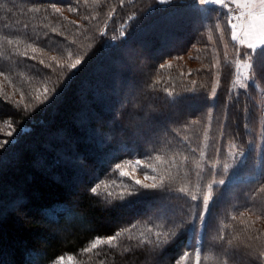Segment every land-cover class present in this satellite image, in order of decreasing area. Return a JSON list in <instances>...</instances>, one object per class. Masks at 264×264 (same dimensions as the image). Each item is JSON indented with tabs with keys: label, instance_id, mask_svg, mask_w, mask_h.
<instances>
[{
	"label": "trees",
	"instance_id": "16d2710c",
	"mask_svg": "<svg viewBox=\"0 0 264 264\" xmlns=\"http://www.w3.org/2000/svg\"><path fill=\"white\" fill-rule=\"evenodd\" d=\"M216 23L224 27L217 12L198 13L180 0H0V140L10 141L0 150V264H195L201 224L192 219L195 201L178 189L196 194L205 131L210 139L201 190L226 177L222 167H210L217 157L229 166L230 180L213 187L199 264H247L248 237L255 234L254 243L264 242V118L259 115L264 62L257 60L254 79L239 91L236 104L235 42L227 28L221 37ZM213 49L221 68L209 129ZM69 57L83 59L76 69H66ZM45 88L48 98L40 103L35 97L43 98ZM241 109L256 118L242 120ZM154 116L170 131L155 133L146 143L113 126L115 121L135 129ZM9 125L12 135L6 136ZM221 126L227 135L217 139ZM230 145L244 152L243 158L238 153L229 158ZM150 158L156 171L138 168L136 177L144 181L145 171L163 176L166 189H140L124 201L116 199L138 186L120 177L115 164ZM251 173L256 175L244 179ZM101 181L112 197L103 189L98 196L90 192ZM162 198L170 201L169 217L158 211L162 207L149 209ZM198 215L205 216L200 200ZM182 221L192 223L178 228ZM125 227L130 232H122L114 246L85 251L97 237ZM148 229L174 235L149 251L140 243L141 233L151 238Z\"/></svg>",
	"mask_w": 264,
	"mask_h": 264
},
{
	"label": "snow or ice",
	"instance_id": "6c2138e0",
	"mask_svg": "<svg viewBox=\"0 0 264 264\" xmlns=\"http://www.w3.org/2000/svg\"><path fill=\"white\" fill-rule=\"evenodd\" d=\"M121 4L123 0H120ZM182 4L186 7L195 10L198 13H204L207 11H214L218 13V18L222 20L224 27H221L220 23H216L213 27L219 30L221 37L224 35V30L227 28L230 32V38L235 42L234 44V55L233 61L235 67V80L233 82L232 87L235 89L237 87L247 90L249 87L248 81L253 80V74L256 71L257 60L264 62V0H180ZM159 4H171L173 0H157ZM207 6H216L214 8L209 9ZM151 7V5H149ZM52 9L57 14H61V9L56 7L55 4L52 5ZM75 11V9H71ZM11 11V9H9ZM88 19V17H85ZM56 30L53 29V32ZM105 33H100L103 36ZM120 35L122 37L126 36V33L121 32ZM112 40H115L116 37H111ZM12 41H9L11 43ZM127 44V41H124ZM225 48H227V44H225ZM38 51L37 48L31 47V52L36 53ZM120 54L123 55V50H120ZM25 56H28L29 53L26 50L24 53ZM180 59L181 57H177ZM30 59L36 60V56H30ZM63 65L66 69H76L78 65L81 64L83 57H76L74 60ZM51 60L53 62L58 63L57 57L52 56ZM39 64L44 65L46 68L53 67L52 63H45L44 59L39 60ZM165 67V65H161V68ZM221 65L219 60L215 63V68L217 72H219ZM211 70V69H209ZM0 75H4V73H0ZM7 79V77H5ZM219 86V81L217 80V87ZM49 89L45 88L43 90V98L40 95L36 96L35 99L40 103H43L44 100L48 98ZM167 91V89H166ZM191 91H194L192 89ZM216 88L211 90V97L213 100L216 98ZM171 95V93H170ZM248 93L245 91L244 96L247 97ZM236 104H240L241 100L239 97H234ZM26 107V106H25ZM221 114H223V108L220 109ZM259 115L264 118V106L259 107ZM256 118V113L249 114L246 109H241V119L242 120H254ZM195 123V122H194ZM235 124L236 121L234 120ZM114 128L119 131L121 134H130L133 138L144 141L145 143L152 138L153 134L158 132H164L167 134L170 130L167 128L164 119H161L158 116H154L146 121V126H137L133 129L131 126L122 125L118 122H113ZM248 125L244 124L246 128ZM9 131L5 133L6 136L12 135L11 126L9 125ZM227 133L223 130L221 126L219 130V137L217 139H223ZM261 138L264 139V128L261 130ZM203 139L205 142V147H207V142L209 141L208 132L205 131L203 135ZM10 141L8 139L0 140V150H6L5 146L8 145ZM253 141H249V144H253ZM195 151V150H193ZM219 151V149H217ZM261 154L264 155V149L261 150ZM201 157L204 156V153H200ZM151 159L149 162L145 163L139 159L132 160H123L121 163L115 164V169L119 172L120 177L129 178L136 186V189L121 192L117 195L116 199L120 201H124L126 197H133L139 194V190H147L148 192H156V191H164L166 189V178L163 176L158 177L157 175H149L148 171L144 172V181L138 179L135 175V172L138 168H143L145 170L151 169L154 173L156 171L153 166ZM155 160L159 161L161 159L160 156L154 157ZM185 161L188 160V157H183ZM173 162H175V157L172 158ZM219 162L217 161V165ZM215 166V165H214ZM131 169L128 171L127 169ZM177 168H179V164L177 163ZM225 171H227V166H224ZM145 181H151V183H146ZM114 184L115 181H112ZM226 180L224 178L213 179L211 183L207 185V190L201 192L199 194H192L187 191L185 188H179L178 191L184 193L186 196H190L191 200L196 201L200 200L202 206V212L207 213L209 202L213 197V185H225ZM106 193L108 197H112V192L109 190V185L105 182L101 181L100 183L95 184V186L90 188V192L95 195H100V190ZM121 207L126 205H120ZM115 207V206H114ZM161 213H163V208L158 209ZM69 215L71 212L69 210ZM261 216L264 217V211L261 212ZM195 222L199 224H204V216L198 215L192 218ZM235 220V217H233ZM58 222V221H57ZM188 223H192V221H182L180 225H177L178 228L185 227ZM134 227V226H133ZM193 229L196 227V223L192 225ZM122 232H130V229L125 227L121 232H116L115 235L107 236L106 238L97 237L89 248H86L85 251H91L92 249L97 248V246L101 244H107L109 246H114V241H117L121 236ZM148 233L150 237H146L144 233H141V241L140 243L149 246V251H155V249L159 248L161 245L165 244L169 241V238L174 235V233H166L162 231H156L152 233L151 229H148ZM131 239V236H129ZM259 237L255 234L248 237L247 243L244 244L245 252L244 255L248 258L247 264H264V242L254 243L258 241ZM229 244H232V241H228ZM188 253H184V257L182 259H186L188 257ZM63 260V257H60ZM196 264L200 262V254L197 252L195 255ZM176 264H181V261H176ZM227 264V262H225Z\"/></svg>",
	"mask_w": 264,
	"mask_h": 264
},
{
	"label": "rangeland",
	"instance_id": "374dc122",
	"mask_svg": "<svg viewBox=\"0 0 264 264\" xmlns=\"http://www.w3.org/2000/svg\"><path fill=\"white\" fill-rule=\"evenodd\" d=\"M105 30V29H104ZM219 32V31H218ZM219 35H220V33H219ZM221 36V35H220ZM209 37H210V42H213V35H212V33L211 32H209ZM214 50V69H215V79H214V84H213V88H216V92H217V80L219 81V76H220V69H219V72H217V70H216V68H215V63H216V61L217 60H219V62H220V65H221V59H220V56H219V53H218V51L216 50V49H213ZM138 54L139 53H137L135 56H138ZM221 68V67H220ZM234 80H235V73H234V77H233V81H232V85H233V82H234ZM252 80H250V81H248V83H250ZM232 85H231V91H232V95H234L235 97H237V95H238V93H239V91L242 89V88H239V87H237V88H233L232 87ZM212 88V89H213ZM259 91H261V99L263 100H261V104L264 106V88H259ZM215 102H216V98H215V100H213L212 99V97H211V103H212V109H211V113H210V117H209V124H208V127H209V129H210V127H211V124H212V116H213V111H214V105H215ZM210 132V131H209ZM208 135H209V133H208ZM231 142V141H230ZM208 145H209V141L207 142V147H205V142H204V144H203V149H202V152L204 153V156L203 157H200V163H199V167H198V177H197V181L195 182V187H196V190H195V193L196 194H199L200 193V191H201V183H202V180H203V176H204V171H205V168H206V166H207V164H206V158H207V150H208ZM232 145H235V144H232ZM232 145H230V147H229V150H228V152H227V154L229 155V158H230V156L232 157V156H234L235 154H237L238 153V155H239V157L240 158H243V154H244V152H239V151H236L235 149H234V147H232ZM217 161L219 162V160H218V157L216 158V162L214 163V165L215 166H210V167H213V168H215V169H217L219 166L220 167H222L223 169H224V171H225V168H224V166H225V164L224 163H221V162H219V164L217 165ZM226 166H227V172H226V174H225V180H226V183H227V181H229L230 180V175H229V173H228V168H229V166L226 164ZM254 174L256 175V173H251V175H247L244 179H246V178H251L252 176H254ZM213 179V178H212ZM211 182H212V180H211ZM210 182V183H211ZM216 185H213V187H215ZM166 198H162V199H159V200H157V201H155L154 202V204L151 206H149V209H150V211L151 210H153V208L155 207V206H158V207H162L163 208V213H161V214H163V216H171V211H168V206L170 205V201L169 200H165ZM210 202H211V200H210ZM210 202H209V205H210ZM197 204H198V200H196L195 201V204H194V207H193V217H195L196 215H197ZM208 208H209V206H208ZM153 212V211H152ZM152 215V214H151ZM160 215V214H159ZM158 215V216H159ZM206 213H205V216H204V221H205V218H206ZM194 221V220H193ZM204 226H205V223L202 225L201 224V231H202V234L200 233V235H199V242H198V249H197V252L199 253V254H201V249H200V246H201V243H202V237H203V232H204ZM68 262V261H67ZM67 262H61L60 264H67ZM187 263V261L186 260H184L183 262H181V264H186ZM195 264H196V261H195Z\"/></svg>",
	"mask_w": 264,
	"mask_h": 264
}]
</instances>
